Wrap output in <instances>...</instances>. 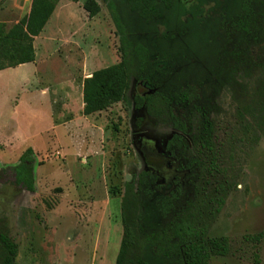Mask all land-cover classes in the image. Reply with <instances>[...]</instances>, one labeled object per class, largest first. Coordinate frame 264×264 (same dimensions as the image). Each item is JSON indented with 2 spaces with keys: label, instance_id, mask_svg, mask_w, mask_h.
Instances as JSON below:
<instances>
[{
  "label": "rangeland",
  "instance_id": "rangeland-1",
  "mask_svg": "<svg viewBox=\"0 0 264 264\" xmlns=\"http://www.w3.org/2000/svg\"><path fill=\"white\" fill-rule=\"evenodd\" d=\"M96 1L100 11L90 16L86 0H60L37 42L36 62L0 71V227L18 245L16 264H115L126 182L148 167L160 181L174 175V165L161 156L174 129L135 109L141 89L134 83L126 101L83 114L85 77L121 61L111 11ZM31 4L0 0V22L12 28ZM247 82L253 93L255 79ZM240 94L225 87L216 96L211 117L220 139L238 125ZM258 134L253 149L237 142L236 186L209 230L210 237L231 239L232 255L215 256L211 264H264V237L259 249L244 240L264 232V132ZM29 147L33 192L16 185L12 171Z\"/></svg>",
  "mask_w": 264,
  "mask_h": 264
},
{
  "label": "trees",
  "instance_id": "trees-1",
  "mask_svg": "<svg viewBox=\"0 0 264 264\" xmlns=\"http://www.w3.org/2000/svg\"><path fill=\"white\" fill-rule=\"evenodd\" d=\"M59 1L32 0L29 14L12 28L0 22V71L35 62V37ZM104 1L119 34L121 61L85 77L83 114L126 101L134 83L141 89L135 109L173 127L161 156L179 172L159 182L148 167L126 182L115 264H211L215 256L232 255L231 239L210 237L209 230L236 186L237 142L253 149L258 130L264 132V0ZM84 8L95 16L100 4L86 0ZM225 87L241 91L240 107L237 127L220 139L211 115ZM34 163L29 147L12 167L14 183L31 192ZM263 237L260 232L244 240L259 249ZM17 254L18 245L0 227V264H16Z\"/></svg>",
  "mask_w": 264,
  "mask_h": 264
},
{
  "label": "crops",
  "instance_id": "crops-1",
  "mask_svg": "<svg viewBox=\"0 0 264 264\" xmlns=\"http://www.w3.org/2000/svg\"><path fill=\"white\" fill-rule=\"evenodd\" d=\"M40 35H42L43 36V31L40 33ZM37 36V37H35V41H34V46H35V50H36V60H37V52H38V50H37V42L39 41V40H42V36ZM36 60H35V62H36ZM81 99L83 100V87H82V89H81ZM84 107V102L82 101V108Z\"/></svg>",
  "mask_w": 264,
  "mask_h": 264
},
{
  "label": "flooded vegetation",
  "instance_id": "flooded-vegetation-1",
  "mask_svg": "<svg viewBox=\"0 0 264 264\" xmlns=\"http://www.w3.org/2000/svg\"><path fill=\"white\" fill-rule=\"evenodd\" d=\"M173 165H174V175H172V177L175 176V174H178V173H179L178 170H177L176 165H175V164H173ZM159 166H160V165H158L157 167H159ZM172 177H170V178H172ZM170 178H169V179H170ZM159 182H164V181H160V180H159Z\"/></svg>",
  "mask_w": 264,
  "mask_h": 264
},
{
  "label": "water",
  "instance_id": "water-1",
  "mask_svg": "<svg viewBox=\"0 0 264 264\" xmlns=\"http://www.w3.org/2000/svg\"><path fill=\"white\" fill-rule=\"evenodd\" d=\"M128 180H129V178H128Z\"/></svg>",
  "mask_w": 264,
  "mask_h": 264
}]
</instances>
